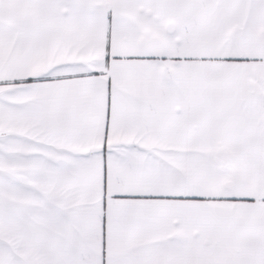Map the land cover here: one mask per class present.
<instances>
[{
	"label": "snow or ice",
	"instance_id": "obj_1",
	"mask_svg": "<svg viewBox=\"0 0 264 264\" xmlns=\"http://www.w3.org/2000/svg\"><path fill=\"white\" fill-rule=\"evenodd\" d=\"M0 264H264V0H0Z\"/></svg>",
	"mask_w": 264,
	"mask_h": 264
}]
</instances>
